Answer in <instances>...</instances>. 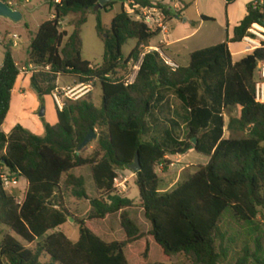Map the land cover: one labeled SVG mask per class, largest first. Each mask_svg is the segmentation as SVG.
I'll return each mask as SVG.
<instances>
[{"label":"trees","instance_id":"1","mask_svg":"<svg viewBox=\"0 0 264 264\" xmlns=\"http://www.w3.org/2000/svg\"><path fill=\"white\" fill-rule=\"evenodd\" d=\"M100 1L50 2L54 17L40 24L31 41V63L46 69L54 82L44 86L33 73L32 86L41 96L52 95L58 78L67 77L75 84L99 82L102 104L98 108L89 99L90 90L78 100L67 99L63 109L57 107V122L47 124L44 135L20 123L9 133L0 130V264H130L127 247L145 242L141 255L147 259L152 240L162 249L165 263L177 256V264H221L229 259V244H241L243 255L236 264H250L251 258L264 264L259 254L262 240H255L257 250L252 252L249 238V229L264 215V104L255 99V73L264 60V49L237 62L230 49V43H242L249 29L263 24L264 4L249 3L248 13L228 41L193 51L188 66L173 70L157 50L143 49L161 31L134 19L125 8L128 2L147 6L151 0H111L105 4V11L118 3L122 10L109 29L98 17L97 31L104 40L103 62L95 66L85 59L81 26L86 16L71 33L61 30V22L71 14L85 15ZM233 2L226 0L227 6ZM183 5L170 20L183 16ZM130 39L137 43L126 57L123 47ZM140 59L135 79L129 82L124 71L130 62ZM20 74L12 49L6 46L0 67V129L11 110ZM169 90L177 93L186 108L185 139L179 137L177 129L182 126L174 119L151 122ZM236 108L240 114L230 116L231 136L225 138V114ZM91 130L98 134V150L83 156L78 149ZM153 133L157 134L146 139ZM191 150L206 155L208 163L174 189L164 190L156 167L165 163L167 168L168 154ZM137 154L142 165L136 173L139 201L152 225L148 240L127 210L135 201L119 195L115 184L117 171L129 168ZM86 166L96 197L85 187L81 170ZM5 170L27 180L22 201L5 190ZM64 187L77 199L89 201L90 220L102 222L120 213L124 239H112L114 234L108 230L78 219L80 236L71 240L60 229L70 214ZM43 256L50 261L44 262Z\"/></svg>","mask_w":264,"mask_h":264},{"label":"rangeland","instance_id":"2","mask_svg":"<svg viewBox=\"0 0 264 264\" xmlns=\"http://www.w3.org/2000/svg\"><path fill=\"white\" fill-rule=\"evenodd\" d=\"M186 5L182 17L174 18L169 22V31L167 34L161 33L149 42V46L143 48L145 51L152 50L151 46H159L161 49V40L172 41L178 37H184L175 43L170 44L166 50L161 49L162 52L171 60L178 63L180 66H188L190 63V54L193 51L211 47L213 45L226 42L233 36V29L237 23L247 12V6L252 0H234V2L227 6L226 0H182ZM256 1V0H254ZM128 4L125 5L128 11ZM102 5H99L86 12L85 15L82 13L71 14L67 16L61 22V30L67 32H73L77 27L78 22L83 16H86V23L81 26V37L83 42L82 55L85 59L92 62L93 65H100L103 62L104 57V40L97 31L98 17L101 18L105 29H109L114 17L122 10V4L118 3L110 8L108 11L102 9ZM19 9L23 18L20 21H14L7 17L0 16V60L4 57L5 47L10 46L14 51V55L20 64H26L29 60L28 52L30 48L31 39L35 36L38 31V26L50 19L55 9L51 8L49 3L45 0H31L30 2L20 1L16 6ZM100 11V12H99ZM130 13V12H129ZM130 15L136 19V17L130 13ZM208 17L212 20L204 21L202 17ZM17 34L19 39V46L15 47L14 36ZM136 40L130 39L123 47V53L127 57L130 51L136 45ZM246 45L243 43L231 44V49L235 52L238 50L245 49ZM246 55V54H245ZM241 55H234V59H238ZM141 63V59L138 62H130L124 71L129 80L133 81L137 74ZM36 75L42 82V85L47 86L49 83L54 84L51 80L50 73L44 69L38 67ZM60 85L68 86L75 85L73 80L67 77H59ZM58 78V79H59ZM58 82V80H57ZM55 85L58 86V83ZM92 85V84H90ZM93 86V92L89 96V99L93 100L96 107L100 108L102 104V90L100 83L96 82ZM33 87V86H32ZM66 102V100H65ZM56 103L52 95L41 96L39 92L33 87L32 93H28L27 99L24 103L23 109L21 110V116L27 117V123L34 124L32 131L39 135L45 134V126L47 124L53 125L57 122L56 115ZM45 109V115L40 117V112ZM240 109H234L230 114H225V138L231 136L228 130L229 118L231 115H239ZM13 115L10 117L12 119ZM186 108L173 90H169L166 93V101L162 107L159 108L154 114V118H151V122L155 119L166 122L167 119H174L173 122L179 126H182L181 130L177 129L178 135L181 139L186 137ZM25 123V121H24ZM36 126V127H35ZM39 128V129H38ZM41 128V129H40ZM180 130V131H179ZM157 133H153L146 137V139H152ZM241 134H237L239 136ZM98 139L92 141L85 149L81 151L83 156H90L98 150ZM167 160L170 162L165 167V163L160 164L156 167V171L162 179V188L164 190H172L179 183L188 179L189 175L195 173L199 166L208 163L209 158L200 154L195 150H191L186 154L167 155ZM81 172L86 177L85 187L88 194L91 197H96L97 192L95 191L93 177L90 174L88 166L84 167ZM118 179L116 180V191L121 196H126L135 201L133 207L127 210L132 215L133 219L141 228L143 234L146 235V240L149 239L151 230V222L145 217L144 210L141 207L139 201V188L136 184L137 174L129 168L119 169ZM91 175V178H90ZM66 176L63 177V186ZM27 189V180L25 178L19 179L17 187L11 190V194L16 196L19 201H22ZM65 199L67 206L70 210L69 219L60 229L65 232L68 237L77 241L80 236V229L77 223L78 219H85L88 222L98 227L108 230L110 234H114L112 239H124L125 234L119 224L120 213L110 216L106 221L90 220L89 214L91 211L90 203L87 199L79 200L71 194V190L64 187ZM73 220H70V219ZM259 222L256 226L249 229L251 251L255 252L257 246L255 240L260 238L263 246L260 258L264 260V215L259 217ZM120 226V227H119ZM121 229V230H120ZM4 231L14 234L10 229L4 228ZM24 242V241H23ZM27 246L36 247V244H28ZM145 242L138 241L127 247L126 254L129 257L130 264H144L145 262H152L156 264H177L178 257L175 256L169 263H165L166 257L159 247V245L152 240L150 244L149 258L145 259L141 254L144 252ZM242 245L233 246L229 244V259L222 261L221 264H236L237 258L243 255ZM44 262H49L50 257L43 256ZM58 264V263H56ZM250 264H263L251 258Z\"/></svg>","mask_w":264,"mask_h":264},{"label":"built area","instance_id":"3","mask_svg":"<svg viewBox=\"0 0 264 264\" xmlns=\"http://www.w3.org/2000/svg\"><path fill=\"white\" fill-rule=\"evenodd\" d=\"M14 9L15 6L22 0H3ZM25 2H30L31 0H24ZM48 3L53 2L55 4H62L63 0H45ZM264 4V0L254 1V5ZM128 13H132L137 20H142L148 24V26L156 31L160 30L161 33L167 34L169 31L170 15L175 16L179 11L184 8L182 0H151V4L147 6H142L140 4L131 5L128 2ZM129 13V14H130ZM54 17V15L52 16ZM15 47L19 46L20 37L15 34L14 36ZM243 44L246 45L245 52L253 53L257 49H264V24L257 27L249 29L248 34L243 38ZM157 50L161 57L163 58L166 65H168L173 70L180 67L178 63L168 58L161 49ZM34 68L33 65L29 67H23L21 72L29 73L30 70ZM134 81V80H133ZM129 80V82H133ZM91 85L86 83H78L75 85L61 86L58 83L57 88L52 93L54 101L59 109H63L65 105V100H78L85 96L91 90ZM255 99L257 102L264 104V60H261L258 64L255 73ZM20 177L17 174H12L8 170H5L2 175V180L4 188L7 192H11L12 189L18 186ZM118 179V178H117ZM116 179V180H117ZM20 202V201H19Z\"/></svg>","mask_w":264,"mask_h":264},{"label":"crops","instance_id":"4","mask_svg":"<svg viewBox=\"0 0 264 264\" xmlns=\"http://www.w3.org/2000/svg\"><path fill=\"white\" fill-rule=\"evenodd\" d=\"M254 0H252L253 2ZM19 10V9H17ZM20 11V10H19ZM248 13V9H247V12L245 13V15L239 20L237 21L235 27L242 21V19L246 16V14ZM176 18H178V16H176ZM40 26V25H39ZM38 26V28H39ZM234 27V28H235ZM234 31V29H233ZM185 37V36H184ZM184 37H178L172 41H169V40H161V44L160 46H163V50H166V48L172 44V43H175L176 41H179L181 40L182 38ZM33 39V38H32ZM31 39V41H32ZM137 43V42H136ZM31 44V42H30ZM231 44L233 43H230V49H231ZM152 47V50H155V49H160L158 48L159 46H151ZM13 51V50H12ZM149 51V50H148ZM231 52H232V55H233V60L234 62H237V61H240L241 59H243L244 57H246L247 55L251 54V53H246L245 52V49L243 50H238V51H233L231 49ZM237 54V55H241L240 57H238V59H234V55ZM246 54V55H245ZM13 55H14V51H13ZM28 56H29V52H28ZM15 57V55H14ZM16 59V57H15ZM3 61H4V57L0 60V67L2 66L3 64ZM17 61V59H16ZM17 63L19 64L20 66V69L22 70L23 67H29L30 65H33L34 68H32L30 70L29 73H23L21 72L18 80H17V83L14 87V90H13V97H12V103H11V110L8 114V117H7V120H6V123L4 124V126L0 129V130H3L5 131L6 133H9L11 131V129L18 123L22 124L24 127H26L27 129L31 130L32 131V127H34V124L30 123V122H26L27 121V117H22L21 116V110L23 109V106H24V103L27 99V96H28V93H32V90H33V87H32V75L33 73H36L37 72V66L32 64L31 61H30V56H29V60L27 61L26 64H20L18 61ZM60 79H58V82L57 83H60ZM91 89H93V86L91 85L90 87ZM57 108V107H56ZM13 115L12 119L10 118L11 116ZM25 121V123H24ZM36 127V126H35ZM39 129V128H38ZM41 129V128H40ZM33 132V131H32Z\"/></svg>","mask_w":264,"mask_h":264},{"label":"water","instance_id":"5","mask_svg":"<svg viewBox=\"0 0 264 264\" xmlns=\"http://www.w3.org/2000/svg\"><path fill=\"white\" fill-rule=\"evenodd\" d=\"M111 0H101L100 5L104 6ZM0 16L10 18L14 21H20L23 18V14L21 11L14 9L12 6L4 2L3 0H0ZM179 17V16H178ZM264 24V21H263ZM45 115V109L43 108L40 112V117H43ZM98 139V134L96 131L91 130L89 134L86 136L84 141L79 146V152H81L83 149H85L92 141ZM129 169H131L134 173H137L141 171L142 165L140 162L139 154L136 156V160L133 164L129 166ZM70 220H73L72 218Z\"/></svg>","mask_w":264,"mask_h":264}]
</instances>
